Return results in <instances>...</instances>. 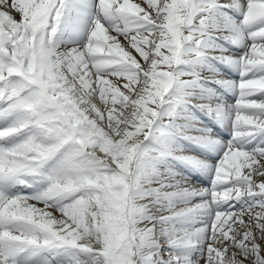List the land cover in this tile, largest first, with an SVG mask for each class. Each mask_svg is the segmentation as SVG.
<instances>
[{"label":"snow or ice","instance_id":"snow-or-ice-1","mask_svg":"<svg viewBox=\"0 0 264 264\" xmlns=\"http://www.w3.org/2000/svg\"><path fill=\"white\" fill-rule=\"evenodd\" d=\"M0 264H264V0H0Z\"/></svg>","mask_w":264,"mask_h":264},{"label":"bare ground","instance_id":"bare-ground-1","mask_svg":"<svg viewBox=\"0 0 264 264\" xmlns=\"http://www.w3.org/2000/svg\"><path fill=\"white\" fill-rule=\"evenodd\" d=\"M135 2H139V0H135ZM230 2V0H221V3H228ZM15 15V13H13ZM17 19H19V16L16 17ZM134 55H136L135 53H133ZM205 75H208L207 73H205ZM225 78H230L229 76L225 75ZM232 79V78H230ZM227 99V98H226ZM228 103H230L229 99H227ZM235 102V101H234ZM233 101H231V103H234ZM197 116H199V118L201 116H204L203 113L197 112L196 113ZM201 127H207L202 121H201ZM214 133V131H212ZM215 134V133H214ZM182 151L183 154L191 156L193 158H198L199 160H205L206 158H204V156L208 153L209 155L212 153L210 152H206V150L202 149L201 147H198L196 144L194 143H190V142H184L182 145ZM207 154V155H208ZM181 167H182V171H181ZM174 168L176 170L177 173L180 174V177H182L183 179H186L187 182L192 185V186H200L198 185L195 180L192 179L191 176H189V174L194 173V174H201L202 176H204L205 178V173L204 171L201 172L198 171L199 167H197L194 164H190L187 162H180V161H176L174 162ZM197 168V169H196ZM208 181V179H207Z\"/></svg>","mask_w":264,"mask_h":264},{"label":"rangeland","instance_id":"rangeland-1","mask_svg":"<svg viewBox=\"0 0 264 264\" xmlns=\"http://www.w3.org/2000/svg\"><path fill=\"white\" fill-rule=\"evenodd\" d=\"M225 75H227V74H225ZM227 76H228V75H227ZM229 101H230V103H231L232 100H229ZM199 119H200V121H201V118H199ZM207 121H208L209 123H214V122H215L212 118H207ZM215 123H216V122H215ZM217 124H218V123H217ZM219 125H220V124H219ZM220 126H221V125H220ZM214 133H215V132H214ZM207 154H208V153H207ZM207 154L204 156V158H207V157L209 156V154H208V155H207ZM210 155H211V154H210ZM196 169H197V168H196ZM181 171H182V167H181ZM198 171L201 172L200 168L198 169ZM202 171H203V170H202ZM202 177H204V176H202ZM205 179H207L206 176H205ZM195 182H196L198 185H200V186H201V185H206V184H207V183H202V182H201L200 180H198V179H196Z\"/></svg>","mask_w":264,"mask_h":264}]
</instances>
